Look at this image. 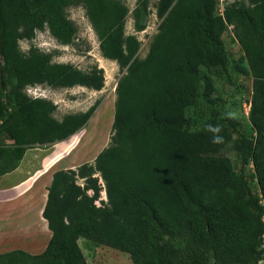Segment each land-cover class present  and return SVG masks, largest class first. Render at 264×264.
I'll list each match as a JSON object with an SVG mask.
<instances>
[{"label":"trees","instance_id":"16d2710c","mask_svg":"<svg viewBox=\"0 0 264 264\" xmlns=\"http://www.w3.org/2000/svg\"><path fill=\"white\" fill-rule=\"evenodd\" d=\"M124 1L0 0V178L19 166L27 150L81 132L100 105L57 120V105L29 96L27 87L101 91L105 81L97 66L83 71L53 62L54 53L34 45L24 53L20 41L48 30L60 45H71L77 26L66 11L82 6L101 56L124 72L115 88L108 146L93 163L52 176L42 212L52 233L46 249L39 255L2 253L0 264H89L79 239L127 254L132 264H260L264 0H234L222 13L218 0H158L160 23L143 59L137 36L125 33L130 11ZM148 14L149 0H136L135 33L146 29ZM228 27L246 61L240 70L252 77L250 136L240 133L227 111L187 116L201 101L210 105L215 93L200 68L227 72L222 36ZM229 144L239 156L238 169L224 154ZM102 191L106 202L96 206Z\"/></svg>","mask_w":264,"mask_h":264},{"label":"rangeland","instance_id":"374dc122","mask_svg":"<svg viewBox=\"0 0 264 264\" xmlns=\"http://www.w3.org/2000/svg\"><path fill=\"white\" fill-rule=\"evenodd\" d=\"M157 1L149 0L147 26L140 33L134 32L131 16V11L135 7L136 0L124 1V4L130 11L125 24V33L127 35L135 34L140 41L141 45L138 52V58L140 59L146 57L151 41L160 23V20L156 16ZM233 1L224 0L223 3H231ZM66 12L67 16L77 26V35L71 45H60L51 37L48 30H44L37 32L32 41H20V50L26 53L30 46L34 45L40 51L54 53L53 62L69 63L83 71H89L92 67L97 66L103 70L105 81L101 91H93L82 87L52 89L44 85H36L25 89V93L29 96L45 98L57 105V110L54 114L57 120H61L67 114L85 112L96 101H100V105L95 114L90 119L86 128L81 132L65 141L66 143L62 142L54 145L51 150L50 147H46V151L36 152L35 159L42 163L45 172L48 174V178L53 170L58 171L71 165L73 166L71 169H76L77 166L79 167L84 163H93L99 152L108 146L114 116L115 88L118 80L124 74L115 62L106 60L101 56L98 39L88 21L85 9L82 6H74L68 8ZM222 39L229 55L227 72L219 69L208 70L200 68L201 74L209 79L215 93L210 97V105L207 102L201 101L197 107L187 110V116H198L200 113L204 116L214 111L217 113L227 111L231 117L236 118L239 122L238 128L240 133L250 136L253 133V129L248 121L247 113L252 94V77L243 74L240 70L247 65L242 50L233 36L232 27L227 28ZM3 141L8 145V139H3ZM224 154L231 158L234 167L238 169L240 159L234 151L232 144H229L225 148ZM27 166L28 163L25 161L19 172L23 173ZM27 174L29 175L30 173ZM252 174L253 170L250 166L246 171L248 180L252 179ZM38 175L40 182L42 179L44 180L43 184L40 183L44 186L48 182V178L46 179L41 170L35 171L28 179H32ZM81 183L82 181L79 180L78 184ZM100 183L103 184L101 180ZM89 194L92 193L89 192ZM102 201L106 202L104 191L100 193L95 205L100 206ZM20 226L29 229L31 224L22 221ZM5 236L6 240L13 242L9 246L10 248L18 244L31 247L30 245L33 241L24 235L20 239L19 237L21 236L16 237L18 234L11 233L10 231ZM78 244L84 258L89 264H132L127 254L117 250L85 239H79Z\"/></svg>","mask_w":264,"mask_h":264},{"label":"crops","instance_id":"0c3cea01","mask_svg":"<svg viewBox=\"0 0 264 264\" xmlns=\"http://www.w3.org/2000/svg\"><path fill=\"white\" fill-rule=\"evenodd\" d=\"M54 145L50 146V150ZM37 151H46V148L27 150L19 166L14 171L0 178V254L21 250L31 255H39L46 249L51 238L52 233L48 229L47 221L43 218L42 212L47 200V188L51 184L53 174L57 171L53 170L48 178L42 163L35 159ZM25 161L28 166L23 173H20L19 170ZM72 167V165L66 166L58 171L68 170ZM40 170L44 173L46 179L48 178V182L44 186L41 185L44 180L42 179L40 182L38 179L39 175L28 179L35 171ZM27 173L30 174L28 175ZM22 221L31 224V227L29 229L24 226L19 227ZM9 231L14 234L17 233L18 236L16 237L21 236L19 237L20 239L24 235L31 241L33 240L31 247L18 244L10 248L9 246L13 242L6 240V236L4 237ZM40 245L41 247H39ZM2 248L3 250H1Z\"/></svg>","mask_w":264,"mask_h":264},{"label":"built area","instance_id":"2783aa9c","mask_svg":"<svg viewBox=\"0 0 264 264\" xmlns=\"http://www.w3.org/2000/svg\"><path fill=\"white\" fill-rule=\"evenodd\" d=\"M224 2V0H220L219 2H218V4H219V6H218V9H219V13H222L223 12V10H224V7H225V5H227V4H229L228 2L226 3H223ZM33 98H37V97H33ZM41 98V97H40ZM249 109H250V104H249V106H248V111H249ZM248 114V113H247ZM262 247L264 248V235H263V245H262ZM260 264H264V261H262Z\"/></svg>","mask_w":264,"mask_h":264},{"label":"clouds","instance_id":"9594fccd","mask_svg":"<svg viewBox=\"0 0 264 264\" xmlns=\"http://www.w3.org/2000/svg\"><path fill=\"white\" fill-rule=\"evenodd\" d=\"M216 131H219V129H216ZM217 142H219V140L217 139Z\"/></svg>","mask_w":264,"mask_h":264}]
</instances>
